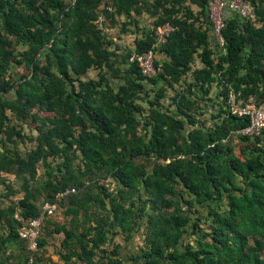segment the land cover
Segmentation results:
<instances>
[{
  "label": "trees",
  "instance_id": "obj_1",
  "mask_svg": "<svg viewBox=\"0 0 264 264\" xmlns=\"http://www.w3.org/2000/svg\"><path fill=\"white\" fill-rule=\"evenodd\" d=\"M210 1L0 0V264H44L60 234L55 264H125L104 245L115 233L130 240L143 216L144 246L130 264H264V130L240 133L248 118L225 103L229 92L264 103V0H245L254 20L228 14L221 39ZM142 12L152 27L117 54L107 29L122 16V33L138 30ZM166 22L174 30L159 50L169 60L155 57L161 69L146 77L129 59ZM91 69L97 78H86ZM213 84L220 101L207 126L198 115ZM29 120L36 135L18 125ZM45 201L57 208L31 250L18 229ZM62 206L65 220L51 219Z\"/></svg>",
  "mask_w": 264,
  "mask_h": 264
},
{
  "label": "built area",
  "instance_id": "obj_2",
  "mask_svg": "<svg viewBox=\"0 0 264 264\" xmlns=\"http://www.w3.org/2000/svg\"><path fill=\"white\" fill-rule=\"evenodd\" d=\"M216 1V2H215ZM212 2H214L212 5ZM215 9L221 10V20L216 19L217 13ZM209 11L211 19L219 23V27H215L214 25V34L215 32L219 34V29L223 25V21L225 17L229 14V11L238 14L243 17H248L252 20L255 19V15L252 11V7L245 0H212L209 3ZM174 30V27L169 23H164L157 27L155 31V44L152 48L143 51L140 54H134L130 60H136L140 66L141 73L146 77L154 76L158 71H160V65H155V52L157 48L162 46L168 40V37L171 31ZM216 36V35H215ZM220 35H219V38ZM226 107L232 113L237 114L238 116H245L248 118V123L244 127H242L239 132L244 135L256 136L259 135L262 130H264V103H257L256 99L252 96L243 99H239L237 94L234 92H229L226 100ZM71 191H74V188H67L62 193H59L58 196H63ZM57 208V203H44L42 207V213L40 216L33 218L28 224L22 225L18 229L19 236L28 241V247L31 250H35L37 248V237L40 234L42 217L46 213V215H51ZM32 259V258H31Z\"/></svg>",
  "mask_w": 264,
  "mask_h": 264
},
{
  "label": "rangeland",
  "instance_id": "obj_3",
  "mask_svg": "<svg viewBox=\"0 0 264 264\" xmlns=\"http://www.w3.org/2000/svg\"><path fill=\"white\" fill-rule=\"evenodd\" d=\"M219 1H221V0H219ZM213 3L214 2H212V5H214ZM215 11L217 13L216 19H219V21H220L221 20V16H219V13L221 12V10L220 9H218V10L215 9ZM220 15H221V13H220ZM118 19H119V22L115 26L116 28L107 29V33H108L107 37H108V39H110L112 41L111 48L115 49L117 54H126L130 50V48H134V46H135L134 45V41H135L134 39H135L136 36H141L142 32L140 30H137V29L134 32V27H132V28H129L130 29L129 32L126 33L123 36L122 39H119L118 38V31H121V26H122L121 24L124 21V17H119ZM217 21L216 22L214 21V25H215L216 28L219 27V25H220V22L218 23ZM215 35H216L217 38H219V34H217L215 32ZM16 49L20 51V50L23 49V47L18 45V46H16ZM14 64L15 63H13L12 70H19L22 73L26 72V69L24 68L23 65H20L17 68H15L16 66L14 67ZM201 65H202V63L200 62L199 58L196 57L193 67H198V66H201ZM97 73H98L97 70L91 69L89 71V73L86 75V78H89V77L97 78ZM198 93L200 95H202L200 92H198ZM218 93H219L218 86L216 84H213L212 90H211L210 94L208 95L211 99H209L208 96L207 97L203 96L204 99L200 101L202 114L198 115V119H199V121L205 123V125H207V126L213 125V123L215 121L214 115L218 111V104L217 103L220 101V98H218V96H217ZM171 94L170 95H168V93L166 94V98L164 99V103L166 105H169V103H170ZM171 108L174 109L175 107L172 106ZM39 114L44 115L45 113L44 112H40ZM15 123H16V121H15ZM18 125L20 127H22L24 133H26V134H30V135L31 134H33V135L37 134L36 123H34V122L30 121V120L27 123H23L22 126L20 124H18ZM32 146H33V143H29L27 140L24 143L21 142V141L18 142V147L22 151L27 150V149H29ZM42 172H43V167L39 165L38 166V174H40ZM13 179H14L13 176H9V180L8 181L13 180ZM13 186L15 188H18V183L14 182ZM111 188H113V186ZM0 189H3V185L2 184H0ZM21 195H22V193H16L15 195H13V197L17 198V197H20ZM145 197H146V194H142V199H144ZM43 200H44V197L41 194L40 197H39V201L41 202ZM4 201L6 202V201H8V199L4 198ZM46 202H48V201H45L44 203H46ZM142 205H143V203L141 201H138V207L142 206ZM148 208H149V203H147L144 206L143 209L147 210ZM63 210H64V207L62 206L60 209H58L57 213L53 217H51V219H54V220L57 219L59 221H61V220L64 221L67 216L64 214ZM199 211L203 212L204 214L207 213L203 209H200ZM45 218H47V217H45ZM146 220H147V218L145 216L138 218V221L140 222L141 226L139 227L138 231L136 233H134V235L130 238V240L126 241L123 233L110 234L111 239L104 245V247L107 250H111L115 246H117L118 256H120L122 258H125V261H124L125 264H130L128 259H126V258H128L132 253L138 252L144 246V242H143L144 235H143V232H144V228L146 227ZM50 227H53V226L51 225ZM201 227L205 228L206 227V223L201 224ZM60 235H55L50 240L53 243V245L56 242H58L57 238ZM193 239H194L193 235H185L184 236V242L190 241L192 243ZM97 255H96V259H98ZM56 258H58V257L56 256Z\"/></svg>",
  "mask_w": 264,
  "mask_h": 264
},
{
  "label": "crops",
  "instance_id": "obj_4",
  "mask_svg": "<svg viewBox=\"0 0 264 264\" xmlns=\"http://www.w3.org/2000/svg\"><path fill=\"white\" fill-rule=\"evenodd\" d=\"M232 14H235V13H233V12H231V11H229V15H232ZM133 16H134V18L136 19V25H137V27L138 28H140V29H138V30H140L142 33H143V30H147V29H149V28H151L152 27V24H153V17H151L148 13H146V12H142V13H140V14H135V13H133ZM122 17V16H121ZM122 19V18H121ZM123 20V19H122ZM132 27H134V32L136 31V27H135V25H129L128 26V31L127 32H124V33H122L121 31H118V38L119 39H122L123 38V36L126 34V33H128L129 32V28H132ZM113 28H116V27H113ZM112 28V29H113ZM136 37H140V36H136ZM135 37V38H136ZM135 40V39H134ZM130 49H132V48H130ZM159 48H157V50H156V52H155V57H156V59L160 62V63H162L163 61H166V60H169V57L163 52V51H161V50H159ZM52 238H50L49 240H48V243H47V246H46V248H47V254H48V256L50 257L49 259H48V261L47 262H44V264H55V262H58V258H56V256H55V253H56V250L58 249V247H59V243H60V240L62 239V235H60L58 238H57V240H58V242H56L54 245H53V243L50 241ZM50 259H52L51 261H50ZM58 264H64V262H60V263H58Z\"/></svg>",
  "mask_w": 264,
  "mask_h": 264
},
{
  "label": "water",
  "instance_id": "obj_5",
  "mask_svg": "<svg viewBox=\"0 0 264 264\" xmlns=\"http://www.w3.org/2000/svg\"><path fill=\"white\" fill-rule=\"evenodd\" d=\"M73 4H74V2L72 3V5H73ZM61 28H62V19H61V21H60V26H59V29H58L57 33L59 32V30H60ZM57 33H56V34H57ZM56 34L53 36L52 40H51L50 43L47 44V45H50V44L53 42V40H54Z\"/></svg>",
  "mask_w": 264,
  "mask_h": 264
}]
</instances>
